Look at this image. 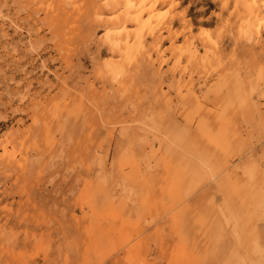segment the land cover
<instances>
[{
  "label": "rangeland",
  "instance_id": "obj_1",
  "mask_svg": "<svg viewBox=\"0 0 264 264\" xmlns=\"http://www.w3.org/2000/svg\"><path fill=\"white\" fill-rule=\"evenodd\" d=\"M155 1L0 0V264H264V0Z\"/></svg>",
  "mask_w": 264,
  "mask_h": 264
},
{
  "label": "bare ground",
  "instance_id": "obj_2",
  "mask_svg": "<svg viewBox=\"0 0 264 264\" xmlns=\"http://www.w3.org/2000/svg\"><path fill=\"white\" fill-rule=\"evenodd\" d=\"M114 1L121 3L123 5V7L126 8V11L122 15L123 18H130V16H131L130 13H134V11H131L130 8L128 9V5L131 4L132 2H136L138 4L139 11H143L142 12L143 14H150V12L153 9V6L158 3L155 0H134V1L133 0H113V2ZM150 2H153L154 3V4H152V7L145 9L146 8V5H148V3H150ZM112 5H113V3H112ZM261 15L264 16V12L263 11H262ZM142 16H143L142 14L141 15H138V16H135L133 18V21H135L136 23L139 24L141 22V17ZM120 19H121V17H120ZM141 26H142V24H141ZM261 32L264 33V30L261 31ZM242 37H244V39L246 40L247 44L250 45V46H255L257 44V42L259 41L258 38H260L258 35L256 36L255 33L251 32V31H247V33L245 34V36H242ZM240 39H241V37H240ZM111 44H113V43H111ZM112 47L115 50V48H119L120 46H118V44H113Z\"/></svg>",
  "mask_w": 264,
  "mask_h": 264
}]
</instances>
